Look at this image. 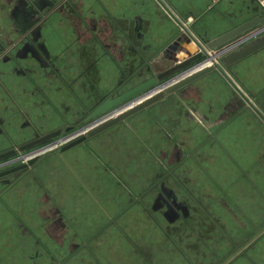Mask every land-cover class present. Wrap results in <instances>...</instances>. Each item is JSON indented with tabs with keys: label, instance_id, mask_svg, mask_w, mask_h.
<instances>
[{
	"label": "crops",
	"instance_id": "crops-1",
	"mask_svg": "<svg viewBox=\"0 0 264 264\" xmlns=\"http://www.w3.org/2000/svg\"><path fill=\"white\" fill-rule=\"evenodd\" d=\"M72 1L74 15L55 11L41 22L34 37L51 69L32 55L21 56L24 74L0 63V152L24 145L36 134L73 127L101 98L136 87L166 69L155 62L157 55L175 43L181 31L155 0ZM161 1L202 45L257 10L252 0ZM263 34L247 37L244 43ZM189 45L177 43L174 56L183 59ZM149 52L156 54L147 61ZM214 63L217 59L183 73L163 89ZM224 70L264 117V47ZM175 95L131 115L130 126L115 124L62 154L57 145L86 132L40 152H28L34 154L20 163L38 156L29 169L34 176L27 173L0 192V255H8L0 264H42L10 254L37 247L51 257L50 264H202L201 244L185 247L178 231L190 211L177 209L179 220L152 190L156 165L146 149L167 167H177L183 187L205 204L226 232L229 241L216 240L218 233L208 237L209 242L203 240L209 250L219 252L227 242L237 246L236 236L245 220L263 224L264 124L216 72ZM163 105H168V112L153 114ZM112 132L110 145L106 136ZM173 188L169 183L160 192L170 201L175 197ZM112 205L115 212L107 220ZM58 212L82 241L66 258L49 245V235L61 229L52 227ZM77 216L82 223L75 227ZM258 243V264H264V231ZM80 252L83 261H76Z\"/></svg>",
	"mask_w": 264,
	"mask_h": 264
},
{
	"label": "water",
	"instance_id": "water-1",
	"mask_svg": "<svg viewBox=\"0 0 264 264\" xmlns=\"http://www.w3.org/2000/svg\"><path fill=\"white\" fill-rule=\"evenodd\" d=\"M158 5L163 9L164 12L167 13L169 17L173 19V21L178 25L181 34L176 39L175 43L172 45H168L166 48L162 49V51L157 55L156 63L159 67H166V69L159 73H151V78L142 82L138 86H136L134 89L130 90L129 92L120 95L119 97H116L114 99H107L103 101L94 111L90 113L85 118V122L92 120L93 118L98 117L99 115L104 114L105 112L110 111L115 106L121 104L122 102L129 100L130 98L137 96L135 99H133V103L142 100L143 98L147 97L149 94L153 93L154 91H159L155 95L151 96L150 98L137 103L133 107H130L129 109L125 110L124 112L120 113L116 117L112 119H108L106 122L101 123L99 125L95 126L99 123L98 121H94L90 124H88L86 127L82 130H86L90 127H93L89 131H87L83 135H79L78 137L68 141L66 144L62 145L59 149V153L62 154L65 151L74 148L75 146L84 143L88 138L93 137L94 135L108 129L109 127L126 120L131 115L138 113L153 103L162 100L165 96L175 95L179 90H181L183 87L188 85L189 83L195 81L196 79L210 73V72H216L218 73L222 79L228 84L229 89L237 96L239 97L245 106H247L248 109H250L254 115L264 124V117L261 115V113L256 109V107L248 100L246 95L243 93V91L234 83V81L226 74L224 68L229 67L238 61L244 59L245 57L251 55L252 53L258 51L259 49L264 47V34L261 38L252 40L248 43H244L246 41L245 38L253 37L255 35H258L262 32H264V0L261 2H256L255 0H252L257 5L256 15L249 18L248 20L244 21L243 23L237 25L233 29L227 31L226 33L220 35L219 37L213 39L209 43H206L204 45L200 44L193 35L189 32L187 28L184 27L182 22L176 18V16L170 11V9L161 1V0H155ZM182 41H186L189 45L186 56L183 59L178 60L174 54L173 50L177 47V43H180ZM239 45H242L240 48L231 51L227 55L221 57L226 51H230L231 49H234L235 47H238ZM215 50V53L213 55H209L208 51ZM155 52H149L147 61H149L151 58L155 56ZM220 57V58H219ZM219 58V59H218ZM214 59H217V63H214L213 65L209 67H205L201 69L200 71H197L188 77L181 79L177 81L176 83H173L172 85L166 87L163 89L166 85L171 84L172 82H175L178 80L182 74L188 73L190 70L194 69L195 67H198L200 65L205 64L206 62H213ZM176 62H179L175 64ZM163 89V90H162ZM145 90H149L145 93H143ZM131 103L122 105L120 107L121 110H124L125 108L129 107ZM118 111H113L110 114H108L105 118H109V116L117 113ZM72 130V128H66L64 132H69ZM80 131H76L74 134L70 133V135L62 136V130L57 129L55 131L43 134L37 138H35L32 141H29L28 143H25L24 145H21L16 150H9L5 153L0 154V163L8 161L10 163L15 162L17 160L25 159L26 157H29L30 155L34 154L29 153L27 155H24L22 157L16 158L17 153L22 152H28L35 148L37 151L35 153L40 152L44 150L45 148H49L54 144L60 143L62 141L67 140L68 138L80 133ZM59 137L55 143H53V140L55 138ZM39 159L38 156L33 157L26 161V163H21L19 165L10 167L8 169H4L0 171V179L3 177H6L8 175L25 171L29 167L33 166L36 161Z\"/></svg>",
	"mask_w": 264,
	"mask_h": 264
},
{
	"label": "flooded vegetation",
	"instance_id": "flooded-vegetation-1",
	"mask_svg": "<svg viewBox=\"0 0 264 264\" xmlns=\"http://www.w3.org/2000/svg\"><path fill=\"white\" fill-rule=\"evenodd\" d=\"M62 9L66 10V12L69 15H74L76 13V3H74L72 0H0V63L6 65L8 70L10 69V70H14L15 73L24 74L25 71L23 66L21 65V56L32 55L40 62V65H42V67L44 66L45 68L47 67L51 69L52 66L50 64V61L45 59L40 54L39 49L35 43L34 37L39 30V26L41 22L44 21L48 17V15H52L55 11ZM5 26L7 27L5 28ZM118 87H120V85ZM134 88L135 87L125 91L115 90L114 94L101 98L92 109H88L89 112L87 113V115L83 116L81 120L78 123H76V125H74L73 127L72 126L66 127V128H72V130L66 133L64 132L66 128L64 129L59 128L62 130V136L70 135V133L74 134L76 131H80V129H83L88 124L94 121L99 120V122H103L108 118V117L105 118L108 114H110L114 110L115 111H118V109L120 110V107L122 105L128 103H131L130 105H132L134 102L133 99H135L137 96H134L129 100L122 102L121 104L112 108L110 111L105 112L104 114L99 115L98 117L93 118L92 120L86 122L84 121L85 118L88 115H90V113L94 111V109H96L103 101L107 99H114L116 97H119L120 95H123ZM147 91L148 90H145L143 93ZM118 113L119 111L115 114ZM128 119L129 117L126 120L121 121L117 124H124ZM86 130H82L80 131V133L84 131L87 132ZM39 136L41 135L36 134L35 137L30 141L34 140ZM57 139H59V137L55 138L54 140ZM18 147L19 146H12L9 149L0 152V154L5 153L9 150L17 151ZM36 149L38 148H35L31 151H34ZM28 152H22V153L18 152L16 158L14 159H18L19 156L22 157L26 155ZM151 152L153 151L151 150ZM13 163L14 162L10 163L8 161L0 163V171L21 164L18 163L12 165ZM162 165H164L162 167H164L165 170L160 173H156L152 190L156 192L157 197L161 200L163 205L167 206L169 209L174 211V213L178 215L179 220L182 219V216L179 214L178 211H180L182 207L188 208L190 210L195 209L197 213H199L201 216L206 218L214 225V229L216 230V233L220 234L223 238L225 237L227 241H229V238L226 232L223 230L222 226L220 225L219 221L216 220L209 213L205 204H203V202L200 199H198L195 195H193V193H191L189 189L183 187L178 174H176L177 167L174 166L170 168L167 167L165 163H163ZM31 167H29L25 171L17 172L1 178L0 192L2 193V191H5L11 185L23 179V176L29 173L30 171L29 169ZM11 176L14 177L8 181L7 179ZM169 183L173 185L174 187L173 189L175 191L174 192L175 197H173V199L170 201L164 194L160 192V188Z\"/></svg>",
	"mask_w": 264,
	"mask_h": 264
},
{
	"label": "rangeland",
	"instance_id": "rangeland-1",
	"mask_svg": "<svg viewBox=\"0 0 264 264\" xmlns=\"http://www.w3.org/2000/svg\"><path fill=\"white\" fill-rule=\"evenodd\" d=\"M176 96L177 95H174V97ZM167 106L163 105L160 108L153 110L152 112L155 115H161L164 111L166 112L169 111ZM88 112L89 110H87V112L83 116L87 115ZM121 125H124L127 127V126H130V123L129 121H126L124 124H121ZM106 138L108 139V142L111 145L112 141L114 140V133L112 132L111 134L106 136ZM91 141H95V140H91ZM60 146L61 145H57L55 149L58 150ZM146 150H147L146 152L150 153L154 158L155 165H156V173L164 171L165 168L162 167L164 166L162 165L164 162L161 160V158L157 156L154 152H151V149H146ZM18 163H20V161H16L12 165L18 164ZM29 172L30 173H28V175L31 176V174H33L34 176L33 171H29ZM33 176L32 178H34ZM13 177L14 176H11L7 180L9 181ZM145 187H146V184H144L142 189ZM124 196H126L125 193H124ZM122 204H123L122 205L123 207L126 206L125 203H122ZM112 206L113 208H110V209L108 208V210L110 211L107 212V220L110 219L109 217H111V215L115 212L114 205ZM164 207L169 209L167 206H164ZM186 209L188 212L190 211L188 214H186L187 215L186 217H188V220L186 223L183 224V226L182 225L179 226L181 228L180 229L178 228V231H179L180 236H182L185 242L184 243L185 247L190 249L191 247L195 248L196 244H198V246L200 247V244H201V247H202L201 250H203L201 253L202 255L201 263L202 264H258L259 262L258 261V256H259L258 255L259 254L258 253V247H259L258 239L260 237V234L264 231V222L263 224H261L262 221L255 220L249 223V221L245 220L244 228H241V229L239 228L240 231L238 232L236 236L235 242L238 245L234 246L233 248L231 243L227 242L223 245L221 251L216 252V251H212L211 249L209 250V248L206 245L207 244L206 242L211 241L210 238L208 239V237L215 236L216 234L214 225L210 221H208L206 218L201 216L199 213H197L195 209L194 210L193 209L190 210L188 208ZM53 221H54V225L52 226L53 229L55 228V226L61 229L59 230V233L53 232V235H49L48 237L49 243H50L49 245L53 249L56 248L55 249L56 254H58L60 258H66L68 254H70V252L72 251V248H73L72 246L76 248L78 245L81 244L82 242L81 238L78 237L77 234L72 229L70 221H68L67 219H64L59 212H58V218ZM73 222H74L73 224L75 225V227L78 226L80 223H82L78 216L77 218L74 217ZM176 225L178 224L176 223ZM218 235H219V238H216V240L220 241L224 239V238H221L222 236L220 234ZM203 240H205L206 242H204ZM10 254L11 256H14L13 258H17L18 260H22L25 257L29 256L30 260H33V262L38 261V263H40L41 261L42 264L51 263L50 262L51 257L46 252H44L40 247H37L35 251L34 249L26 253L25 251H22V252L13 251ZM3 255L4 254L1 252L0 260L8 256L6 255L5 257H3ZM83 258H84V254L80 252L78 255L75 256L74 259L76 261H83L82 260ZM218 259L219 261H217ZM29 264H32V263H29Z\"/></svg>",
	"mask_w": 264,
	"mask_h": 264
},
{
	"label": "bare ground",
	"instance_id": "bare-ground-1",
	"mask_svg": "<svg viewBox=\"0 0 264 264\" xmlns=\"http://www.w3.org/2000/svg\"><path fill=\"white\" fill-rule=\"evenodd\" d=\"M185 27V26H184ZM238 86V85H237Z\"/></svg>",
	"mask_w": 264,
	"mask_h": 264
}]
</instances>
